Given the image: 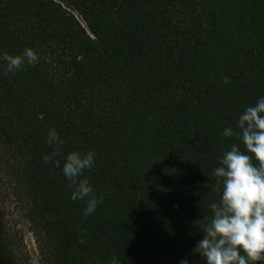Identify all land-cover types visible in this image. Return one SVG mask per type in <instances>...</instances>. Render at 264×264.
<instances>
[{"label": "trees", "instance_id": "obj_1", "mask_svg": "<svg viewBox=\"0 0 264 264\" xmlns=\"http://www.w3.org/2000/svg\"><path fill=\"white\" fill-rule=\"evenodd\" d=\"M26 47L35 66L0 61V264H33L8 198L38 264H204L207 173L246 151L222 132L264 96V0H0V55ZM54 149L61 167L95 152L93 214L44 163Z\"/></svg>", "mask_w": 264, "mask_h": 264}, {"label": "clouds", "instance_id": "obj_2", "mask_svg": "<svg viewBox=\"0 0 264 264\" xmlns=\"http://www.w3.org/2000/svg\"><path fill=\"white\" fill-rule=\"evenodd\" d=\"M0 61L7 75L22 71L25 65L35 66L39 56L34 49L26 47L17 55L4 52ZM237 128L238 131L226 127L222 135L235 137L246 151L233 143L230 150L219 158V166L207 173L215 179V190L220 193V200L209 204L211 220L202 229L203 238L192 250L200 255L204 264L264 262V96L239 115ZM46 142L55 146L63 145L64 140L52 127L48 130ZM58 155L54 149L51 154L43 156V161L61 167L60 160L55 159ZM95 155L92 150L69 152L61 167L72 189L71 199L86 201L85 217L93 214L102 203L92 194L93 187L84 177L85 170L93 169ZM181 261L189 264L187 259Z\"/></svg>", "mask_w": 264, "mask_h": 264}, {"label": "rangeland", "instance_id": "obj_3", "mask_svg": "<svg viewBox=\"0 0 264 264\" xmlns=\"http://www.w3.org/2000/svg\"><path fill=\"white\" fill-rule=\"evenodd\" d=\"M6 201H7L6 204L8 206L7 211L10 220L12 221L13 224L16 225L18 232L23 235L25 245L27 247V250L29 251L33 264H38V254H37L36 244L33 235L30 231L28 223L23 219L14 198H8Z\"/></svg>", "mask_w": 264, "mask_h": 264}]
</instances>
